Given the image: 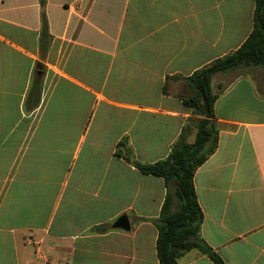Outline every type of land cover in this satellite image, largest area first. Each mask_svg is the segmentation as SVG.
I'll use <instances>...</instances> for the list:
<instances>
[{
    "label": "crops",
    "instance_id": "obj_1",
    "mask_svg": "<svg viewBox=\"0 0 264 264\" xmlns=\"http://www.w3.org/2000/svg\"><path fill=\"white\" fill-rule=\"evenodd\" d=\"M255 7L0 0V264H160L166 182L120 146L143 164L169 157L194 114L168 78L237 51ZM244 68L213 78L218 148L194 184L202 239L226 264H264V67ZM179 264L214 262L192 250Z\"/></svg>",
    "mask_w": 264,
    "mask_h": 264
},
{
    "label": "trees",
    "instance_id": "obj_2",
    "mask_svg": "<svg viewBox=\"0 0 264 264\" xmlns=\"http://www.w3.org/2000/svg\"><path fill=\"white\" fill-rule=\"evenodd\" d=\"M49 38L48 24L44 22L41 40L43 42ZM248 66L264 67V0H256L254 29L237 51L214 61L190 77L168 78L165 93L179 96L195 116L190 125L184 127L169 157L154 164H143L133 159L126 145L120 146L126 149L118 154L142 174L158 176L166 182L168 193L156 223L160 264H179L181 257L192 250L208 256L214 264H226L201 237L204 215L198 203L194 177L218 148L219 131L214 104L220 92L214 91L213 78L217 74ZM177 82L183 84L185 93L173 91L171 85ZM38 86L39 83H34L32 88L35 90ZM190 126L198 130L192 143L188 141Z\"/></svg>",
    "mask_w": 264,
    "mask_h": 264
},
{
    "label": "rangeland",
    "instance_id": "obj_3",
    "mask_svg": "<svg viewBox=\"0 0 264 264\" xmlns=\"http://www.w3.org/2000/svg\"><path fill=\"white\" fill-rule=\"evenodd\" d=\"M245 69H246V68L241 67V68H238V69H234V70H232V72H231L230 76L228 77V79L231 78V77H233L235 74H238V73H240V72L245 71ZM228 79H227V80H228ZM172 85H173V86H172L173 91H175V92H179V93H185V92H186V89L183 88L184 86H183L182 83H178V82H177V83H173ZM194 117H195V116H194ZM192 128H195V126L192 127ZM193 131H194V130H193ZM193 131H192V133H193Z\"/></svg>",
    "mask_w": 264,
    "mask_h": 264
},
{
    "label": "water",
    "instance_id": "obj_4",
    "mask_svg": "<svg viewBox=\"0 0 264 264\" xmlns=\"http://www.w3.org/2000/svg\"><path fill=\"white\" fill-rule=\"evenodd\" d=\"M116 227L124 229V230H129L130 229V221H129L128 216H122L118 220Z\"/></svg>",
    "mask_w": 264,
    "mask_h": 264
}]
</instances>
